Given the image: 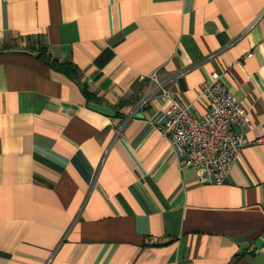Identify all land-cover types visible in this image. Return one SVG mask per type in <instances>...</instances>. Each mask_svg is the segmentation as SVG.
I'll return each mask as SVG.
<instances>
[{"label": "crops", "instance_id": "crops-1", "mask_svg": "<svg viewBox=\"0 0 264 264\" xmlns=\"http://www.w3.org/2000/svg\"><path fill=\"white\" fill-rule=\"evenodd\" d=\"M213 72L263 138L264 0H0V264H264V143L202 186L137 108Z\"/></svg>", "mask_w": 264, "mask_h": 264}, {"label": "built area", "instance_id": "built-area-1", "mask_svg": "<svg viewBox=\"0 0 264 264\" xmlns=\"http://www.w3.org/2000/svg\"><path fill=\"white\" fill-rule=\"evenodd\" d=\"M252 54L246 55V59ZM189 70V69H188ZM188 70L177 76L183 77ZM157 87L142 98L138 109L152 103L156 94L167 105L153 119L162 139L174 149L181 168H191L202 186L223 185L236 163L241 150L248 145L264 143V137L250 142L246 133L252 129L247 109L226 85L223 74L213 72L200 87V99L208 111L195 115L192 106L176 98L157 74L150 76Z\"/></svg>", "mask_w": 264, "mask_h": 264}, {"label": "trees", "instance_id": "trees-1", "mask_svg": "<svg viewBox=\"0 0 264 264\" xmlns=\"http://www.w3.org/2000/svg\"><path fill=\"white\" fill-rule=\"evenodd\" d=\"M45 55L43 54V53H41V58H43ZM56 68L57 69H59L60 71H62V72H64V73H66L67 75H71V67H69V66H66V65H64V66H62V65H58V64H56Z\"/></svg>", "mask_w": 264, "mask_h": 264}]
</instances>
